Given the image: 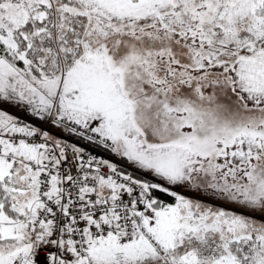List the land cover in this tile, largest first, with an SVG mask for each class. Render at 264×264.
Masks as SVG:
<instances>
[{
    "label": "snow or ice",
    "instance_id": "1",
    "mask_svg": "<svg viewBox=\"0 0 264 264\" xmlns=\"http://www.w3.org/2000/svg\"><path fill=\"white\" fill-rule=\"evenodd\" d=\"M0 264H264V0H0Z\"/></svg>",
    "mask_w": 264,
    "mask_h": 264
}]
</instances>
